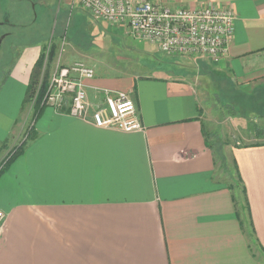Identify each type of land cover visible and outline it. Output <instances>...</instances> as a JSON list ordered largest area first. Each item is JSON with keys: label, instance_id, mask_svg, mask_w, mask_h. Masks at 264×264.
I'll return each instance as SVG.
<instances>
[{"label": "crops", "instance_id": "crops-1", "mask_svg": "<svg viewBox=\"0 0 264 264\" xmlns=\"http://www.w3.org/2000/svg\"><path fill=\"white\" fill-rule=\"evenodd\" d=\"M160 1L173 9L232 8L234 39L217 64L170 61L161 76L87 81L94 105L103 89L127 92L135 102L143 129L124 133L53 108L33 121L27 98L44 45L16 44L18 24L33 35L24 26L28 14L10 11L19 0H0V29L13 41L0 98V117L12 125L0 127V143L8 135L13 141L0 145V160L34 127L0 178V264H264V143L233 149L239 193L220 179L206 118L209 97L223 112L216 100L224 89L230 98H262L247 104L264 120V0ZM44 69L40 83L53 72ZM254 129L259 136L264 124Z\"/></svg>", "mask_w": 264, "mask_h": 264}, {"label": "rangeland", "instance_id": "rangeland-1", "mask_svg": "<svg viewBox=\"0 0 264 264\" xmlns=\"http://www.w3.org/2000/svg\"><path fill=\"white\" fill-rule=\"evenodd\" d=\"M45 1L46 6L38 5L35 9L29 0H19L18 3L12 2L13 6H10V11L13 14L14 10L24 9L28 14L24 26H29L30 32H33L32 37L28 38L29 36H26L24 31L25 28H22L23 25L21 26V23L17 25L19 29L17 33L20 37L16 44L20 48L32 43H41L44 49L48 48L50 51L52 47H55L56 58L53 63H50L48 54H46L44 63L46 71L48 69L52 72L58 63L66 66L70 64L69 62H79L91 67L96 75L103 78H118L127 73L139 77L161 76L164 75L162 69H165L167 62L170 61L190 67L194 65L193 60L187 57L164 54L155 45L134 38L127 25L116 26L102 20H95L77 4L68 6L64 0ZM11 22L16 23V20L12 19ZM1 29L0 33L6 31L4 27ZM12 44L13 41H9L7 48ZM48 50H46L47 53ZM9 61L11 58L4 57L0 65V98L6 81L5 77L8 76V69H10L7 65ZM45 67L43 66V69ZM44 75L42 74V77ZM174 75L183 76L178 73ZM218 90L216 101L222 107L223 112H219L218 106L211 97L206 106L208 110L206 118L212 123L209 140L214 144L220 179L241 193L232 151L239 146L264 143V136L258 137L254 129V127L262 126L264 120L261 119L259 112L251 111L252 106L247 104L252 102V99L236 96L233 92L230 98L224 89ZM23 98L24 90L19 89L16 99L21 102ZM260 99L257 98L252 105ZM227 103L234 105L229 106ZM9 125H12V122L5 123V120L0 117V127L4 126L6 129ZM5 134L0 128V139ZM9 136L6 140H1L0 145L4 143L8 147L11 146L13 138ZM24 137L25 135L22 139Z\"/></svg>", "mask_w": 264, "mask_h": 264}, {"label": "built area", "instance_id": "built-area-1", "mask_svg": "<svg viewBox=\"0 0 264 264\" xmlns=\"http://www.w3.org/2000/svg\"><path fill=\"white\" fill-rule=\"evenodd\" d=\"M75 4L95 20L127 25L134 38L155 45L170 56L217 64L229 55L235 35L236 15L230 7L209 4L173 9L160 0H73ZM95 76V70L84 63H58L50 75L42 105L66 110L72 118L99 129L141 131L136 104L127 92L97 90L103 96L101 103L90 102L86 82ZM4 219L5 214L0 211V225Z\"/></svg>", "mask_w": 264, "mask_h": 264}, {"label": "trees", "instance_id": "trees-1", "mask_svg": "<svg viewBox=\"0 0 264 264\" xmlns=\"http://www.w3.org/2000/svg\"><path fill=\"white\" fill-rule=\"evenodd\" d=\"M46 50H48V48H45L43 50L42 55H41L39 62L37 64L36 73L34 75V79L32 81L30 91L28 93V98H27V101L31 102L33 105V111H34L33 121H35L42 114V112L46 109V107L43 106L42 103H43L44 95H45V92L47 90L48 81H49V75L47 74V72L45 73V75L43 77L42 83L40 84V74H41V71H42L44 63H45V59L47 56L46 54H48V60L50 61V63H53V61L56 58L55 47H52L51 51L49 49L48 53L46 52ZM33 128H30L27 131V133H25V137H24L23 141L20 142L18 145H16L7 154V156L3 159L4 167H3L0 175L3 172L7 171L8 168L11 166V164H13L24 153L27 142L34 138ZM260 133H261V135H259L258 137L264 136V131H261ZM0 162H1V160H0ZM233 163L235 165L234 158H233ZM235 167H236V165H235ZM230 187L233 189V187L231 185H230Z\"/></svg>", "mask_w": 264, "mask_h": 264}, {"label": "flooded vegetation", "instance_id": "flooded-vegetation-1", "mask_svg": "<svg viewBox=\"0 0 264 264\" xmlns=\"http://www.w3.org/2000/svg\"><path fill=\"white\" fill-rule=\"evenodd\" d=\"M11 36V33L9 32H4L0 35V65H1V62L3 61V58L6 57L8 58V54L7 53H10L9 50H7V43L9 42V38ZM6 79V77H5Z\"/></svg>", "mask_w": 264, "mask_h": 264}]
</instances>
